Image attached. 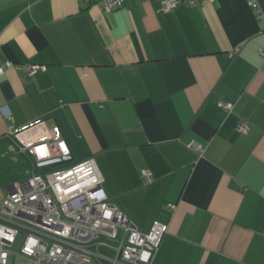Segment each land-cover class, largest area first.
Wrapping results in <instances>:
<instances>
[{
	"label": "crops",
	"instance_id": "crops-1",
	"mask_svg": "<svg viewBox=\"0 0 264 264\" xmlns=\"http://www.w3.org/2000/svg\"><path fill=\"white\" fill-rule=\"evenodd\" d=\"M101 1L0 0V169L20 177L24 141L62 136L139 229L166 224L150 264H264V0L261 17L248 0Z\"/></svg>",
	"mask_w": 264,
	"mask_h": 264
},
{
	"label": "built area",
	"instance_id": "built-area-1",
	"mask_svg": "<svg viewBox=\"0 0 264 264\" xmlns=\"http://www.w3.org/2000/svg\"><path fill=\"white\" fill-rule=\"evenodd\" d=\"M86 1V0H84ZM164 8L179 2L196 4L199 0H161ZM123 0H102L104 10L121 6ZM261 17L256 0H248ZM264 53V52H262ZM261 53V54H262ZM11 62L0 61V73ZM43 64H29L33 74ZM225 110L232 106L216 103ZM37 123L30 128H39ZM245 121L236 129L245 132ZM201 149V145L191 142ZM31 157L20 177L7 178L2 187L0 207V264H150L166 224L154 221L149 231L107 199L101 175L92 157L75 161L64 137H30L19 147ZM55 164V165H53ZM143 178L150 179L147 170ZM170 210L174 204L166 203ZM21 235L20 244L13 243ZM109 248L112 254L103 252ZM23 261L20 263V261Z\"/></svg>",
	"mask_w": 264,
	"mask_h": 264
},
{
	"label": "rangeland",
	"instance_id": "rangeland-1",
	"mask_svg": "<svg viewBox=\"0 0 264 264\" xmlns=\"http://www.w3.org/2000/svg\"><path fill=\"white\" fill-rule=\"evenodd\" d=\"M27 164H29V162L28 163H26V165ZM23 173H24V171L23 170H18L17 171V173H15L17 176H21V175H23ZM9 177H11V176H9ZM0 179H2V178H0ZM0 183H1V180H0ZM1 205H2V199H0V207H1ZM103 252H105V253H107V254H112V252L110 251L111 249H109V248H102L101 249ZM20 261V263L21 262H23V261H21V260H19Z\"/></svg>",
	"mask_w": 264,
	"mask_h": 264
},
{
	"label": "water",
	"instance_id": "water-1",
	"mask_svg": "<svg viewBox=\"0 0 264 264\" xmlns=\"http://www.w3.org/2000/svg\"><path fill=\"white\" fill-rule=\"evenodd\" d=\"M53 165H55V164H53ZM114 202L118 204V198H114ZM20 241H21V235L19 234L17 236L16 240H15V243H13V246L12 247L14 249H17L18 248L17 246L20 244Z\"/></svg>",
	"mask_w": 264,
	"mask_h": 264
},
{
	"label": "trees",
	"instance_id": "trees-1",
	"mask_svg": "<svg viewBox=\"0 0 264 264\" xmlns=\"http://www.w3.org/2000/svg\"><path fill=\"white\" fill-rule=\"evenodd\" d=\"M10 173L12 172L5 170V169H0V178H5L6 176L11 175Z\"/></svg>",
	"mask_w": 264,
	"mask_h": 264
}]
</instances>
